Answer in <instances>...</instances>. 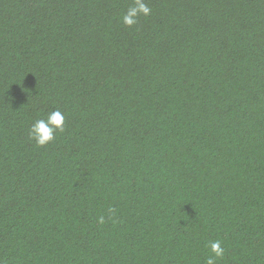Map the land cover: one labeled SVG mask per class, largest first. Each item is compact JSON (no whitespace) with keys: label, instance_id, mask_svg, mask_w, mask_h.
<instances>
[{"label":"trees","instance_id":"trees-1","mask_svg":"<svg viewBox=\"0 0 264 264\" xmlns=\"http://www.w3.org/2000/svg\"><path fill=\"white\" fill-rule=\"evenodd\" d=\"M144 2L0 0L6 264H264V0Z\"/></svg>","mask_w":264,"mask_h":264},{"label":"clouds","instance_id":"clouds-1","mask_svg":"<svg viewBox=\"0 0 264 264\" xmlns=\"http://www.w3.org/2000/svg\"><path fill=\"white\" fill-rule=\"evenodd\" d=\"M151 9L147 6L144 0H134L133 6L129 7L124 14L123 23L129 27L137 22V17L141 14L148 16ZM65 117L59 109L51 112L46 119H37L29 128V137L34 140L38 146H44L55 139L57 132H63ZM99 222L104 223V217H99ZM211 253L206 259L205 264H218V261L223 259L225 248L220 240H215L211 243ZM0 264H6L0 260Z\"/></svg>","mask_w":264,"mask_h":264}]
</instances>
